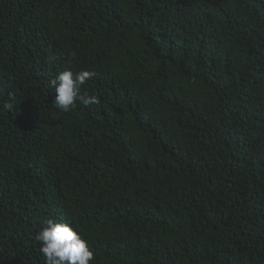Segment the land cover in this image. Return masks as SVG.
I'll return each instance as SVG.
<instances>
[{
    "label": "trees",
    "instance_id": "trees-1",
    "mask_svg": "<svg viewBox=\"0 0 264 264\" xmlns=\"http://www.w3.org/2000/svg\"><path fill=\"white\" fill-rule=\"evenodd\" d=\"M49 219L90 264H264V0H0V264Z\"/></svg>",
    "mask_w": 264,
    "mask_h": 264
},
{
    "label": "clouds",
    "instance_id": "clouds-1",
    "mask_svg": "<svg viewBox=\"0 0 264 264\" xmlns=\"http://www.w3.org/2000/svg\"><path fill=\"white\" fill-rule=\"evenodd\" d=\"M95 76V72L81 70H66L60 72L50 81L55 89L54 105L62 112L73 110L77 103L84 106L99 104V98L87 91H82L85 83ZM6 109L13 107L12 103H5ZM45 227L36 234L40 242L39 251L45 258V264H90L94 261V252L77 230L67 222L47 220Z\"/></svg>",
    "mask_w": 264,
    "mask_h": 264
}]
</instances>
